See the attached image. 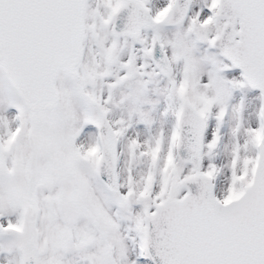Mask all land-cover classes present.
<instances>
[{"label":"snow or ice","instance_id":"1","mask_svg":"<svg viewBox=\"0 0 264 264\" xmlns=\"http://www.w3.org/2000/svg\"><path fill=\"white\" fill-rule=\"evenodd\" d=\"M0 264H264V0H0Z\"/></svg>","mask_w":264,"mask_h":264}]
</instances>
